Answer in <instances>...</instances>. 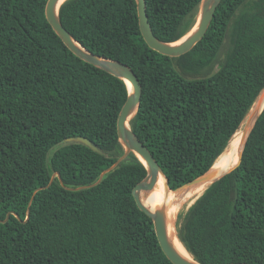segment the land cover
<instances>
[{
    "label": "trees",
    "instance_id": "1",
    "mask_svg": "<svg viewBox=\"0 0 264 264\" xmlns=\"http://www.w3.org/2000/svg\"><path fill=\"white\" fill-rule=\"evenodd\" d=\"M145 1L155 36L174 42L201 0ZM46 2L0 0V264H173L132 195L143 162L129 152L100 177L125 151L126 83L65 46ZM58 15L87 50L138 77L129 125L169 197L209 170L264 88V0H221L203 38L177 57L147 45L136 0H65ZM177 217L176 235L199 263L264 264V108L238 166Z\"/></svg>",
    "mask_w": 264,
    "mask_h": 264
},
{
    "label": "water",
    "instance_id": "2",
    "mask_svg": "<svg viewBox=\"0 0 264 264\" xmlns=\"http://www.w3.org/2000/svg\"><path fill=\"white\" fill-rule=\"evenodd\" d=\"M64 1L65 0H47L46 2L45 15L48 22L52 26L53 30L57 33V35L61 38L65 46L73 54L83 59L84 61L112 75H115L123 79L124 82L126 83L128 90L127 98L124 104L122 105L117 117V135L120 142L124 146L125 151L113 163L112 166H110L108 169L104 170L101 173L100 177L105 172L116 166L122 159H124L127 156L129 152H133L145 165L147 169V174L142 180L138 181L133 186L132 195L134 197L137 207L152 219L154 225V231L163 253L173 264H202L196 261L187 250L186 251L190 254L191 259L184 258L175 250L170 240V237L168 236L167 233L166 221L163 212L161 210H151L147 205L144 204L142 200V195L146 196L147 192L153 189V187L155 186L158 180L159 173H162L163 175L164 173L160 168L159 164L157 163L156 159L154 158L153 154L148 149V147L135 135V133L132 131L129 125V119L136 112L141 100L142 87L138 77L131 69V67H129L127 64L122 63L118 60L110 59L92 53L72 37V35L62 25L58 15L59 7ZM220 1L221 0H201L198 8L196 21L192 26V28L182 37L183 39L180 38L179 40L182 39L181 41L177 40L174 42H166L160 40L153 33L146 11V1L136 0L138 22L142 37L151 49H154L157 52L167 56H172V57L180 56L191 50L194 47V45L203 38L209 27L211 19L216 10V7L219 5ZM128 82L131 85L130 87L128 86ZM263 99H264V88L261 90L260 94L258 95V97L256 98V100L254 101V103L252 104L249 110L250 112L249 116L250 117L254 116V121L252 122V125L250 126L248 131H247V128L249 126L248 124L244 129V131H247L245 140L256 118L264 108L263 105L262 108L258 111V109L262 104ZM250 119L251 118H249L248 120ZM245 140L239 152V158L236 164L233 165L229 170L223 172L215 179L211 180L210 183L220 178L222 175L231 172L235 167L238 166V164L241 162L242 159V151ZM66 141L82 143L88 146L89 148H91L93 151L99 152V149L86 137L72 136L66 138ZM211 167L204 174L200 175L199 177L189 182L188 184L193 183L198 179H207L208 172L210 171ZM164 178H165V186L167 189H169L168 179L165 175ZM207 180H209V178Z\"/></svg>",
    "mask_w": 264,
    "mask_h": 264
},
{
    "label": "bare ground",
    "instance_id": "3",
    "mask_svg": "<svg viewBox=\"0 0 264 264\" xmlns=\"http://www.w3.org/2000/svg\"><path fill=\"white\" fill-rule=\"evenodd\" d=\"M128 86H131L129 82ZM263 105L264 99L258 111L262 108ZM251 119L252 120L250 121V123H248L249 126L247 128V131L249 130L250 126L252 125V122L254 121V116ZM247 131L237 132L233 135L224 152L216 159L214 165L208 172L207 179L209 178V180L198 179L193 183L186 184L183 186L184 188H179L181 190H176V195L169 197L168 195L170 193L168 191L170 190L167 189L165 186L164 175L162 173H159L158 180L153 189L148 191L146 196L142 195V200L144 204L147 205L151 210H161L163 212L166 221L167 233L170 237L173 247L184 258L191 259V256L186 251V248L178 239L174 231L173 223L177 211L184 202L192 199L193 197H196L197 195L199 196L204 191V189L210 184V181L225 172L236 158V162L238 161L239 152L245 140Z\"/></svg>",
    "mask_w": 264,
    "mask_h": 264
},
{
    "label": "rangeland",
    "instance_id": "4",
    "mask_svg": "<svg viewBox=\"0 0 264 264\" xmlns=\"http://www.w3.org/2000/svg\"><path fill=\"white\" fill-rule=\"evenodd\" d=\"M250 115V112H248V114L246 115V117L244 118V120H243V122L241 123V125H240V127H239V129L237 130V132H243L244 131V129H245V127H246V125L248 124V123H250V121L252 120V119H250V120H248L249 118H252V117H250L249 116ZM249 125V124H248ZM236 132V133H237ZM232 164V163H231ZM230 167V166H229ZM228 167V168H229ZM183 187V186H182ZM198 196V195H197ZM197 196L196 197H193L192 199H190V200H188V201H186V202H184L182 205H181V207L178 209V211H177V214L179 213V212H184L187 208H188V206L195 200V198H197ZM177 214H176V217H175V220H174V223H173V226H174V231H175V234H176V224H177V221L179 222V220L180 219H178V217H177Z\"/></svg>",
    "mask_w": 264,
    "mask_h": 264
}]
</instances>
